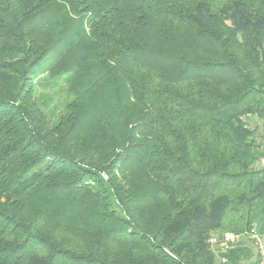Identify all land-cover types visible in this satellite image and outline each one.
<instances>
[{
  "label": "trees",
  "instance_id": "1",
  "mask_svg": "<svg viewBox=\"0 0 264 264\" xmlns=\"http://www.w3.org/2000/svg\"><path fill=\"white\" fill-rule=\"evenodd\" d=\"M263 131L264 0H0V264H256Z\"/></svg>",
  "mask_w": 264,
  "mask_h": 264
},
{
  "label": "built area",
  "instance_id": "2",
  "mask_svg": "<svg viewBox=\"0 0 264 264\" xmlns=\"http://www.w3.org/2000/svg\"><path fill=\"white\" fill-rule=\"evenodd\" d=\"M258 167H264V152L257 162ZM241 239L251 241L256 254V264H264V237L255 233L244 235L226 234L223 238L225 247L232 246L238 243ZM211 244H216V240H210Z\"/></svg>",
  "mask_w": 264,
  "mask_h": 264
},
{
  "label": "rangeland",
  "instance_id": "3",
  "mask_svg": "<svg viewBox=\"0 0 264 264\" xmlns=\"http://www.w3.org/2000/svg\"><path fill=\"white\" fill-rule=\"evenodd\" d=\"M61 84L63 85L64 83H60V85H61ZM52 90H53V89H50V88H47V89H46V88H45V89H43L42 91H43V92L50 93ZM250 122H252V120H248L247 123H250ZM263 134H264V131H263Z\"/></svg>",
  "mask_w": 264,
  "mask_h": 264
}]
</instances>
